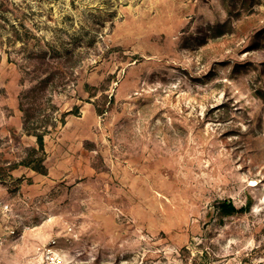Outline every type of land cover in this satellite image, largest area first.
I'll list each match as a JSON object with an SVG mask.
<instances>
[{
    "label": "rangeland",
    "instance_id": "1",
    "mask_svg": "<svg viewBox=\"0 0 264 264\" xmlns=\"http://www.w3.org/2000/svg\"><path fill=\"white\" fill-rule=\"evenodd\" d=\"M40 140L0 264H264V0H0V170Z\"/></svg>",
    "mask_w": 264,
    "mask_h": 264
},
{
    "label": "trees",
    "instance_id": "2",
    "mask_svg": "<svg viewBox=\"0 0 264 264\" xmlns=\"http://www.w3.org/2000/svg\"><path fill=\"white\" fill-rule=\"evenodd\" d=\"M45 56L42 57V63L45 64ZM44 59V61H43ZM48 65V64H47ZM39 74V70L35 71L36 77H34L38 82L36 85H34L31 89H29L21 98V108L25 111L24 121H23V129L27 133V135H34L36 137H40V130H43L51 126L52 128H56L58 124V119L54 121V117L52 114L44 115L40 112L38 105L35 104L36 97L41 95L43 92L46 91V89L53 85L55 86L57 73H52V71H48L47 73L42 75ZM43 74V73H41ZM27 104V108H23L22 105ZM71 114L68 113H62V117H65L67 115ZM60 122H64V119L61 118ZM39 147H32L27 151V157L22 160L21 162L17 163H10L8 162L9 168L6 169V167L3 170H0V176L2 178H5L3 175H1V171L4 172L6 175L21 168L26 167L30 170L41 174V175H47V168L44 164V144L43 141L40 140L38 143ZM7 171V172H6ZM222 208H226L227 210L236 211L235 205L231 201H224L222 202Z\"/></svg>",
    "mask_w": 264,
    "mask_h": 264
}]
</instances>
